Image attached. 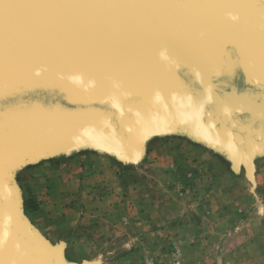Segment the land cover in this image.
<instances>
[{"label":"bare ground","instance_id":"bare-ground-1","mask_svg":"<svg viewBox=\"0 0 264 264\" xmlns=\"http://www.w3.org/2000/svg\"><path fill=\"white\" fill-rule=\"evenodd\" d=\"M182 1L138 0L133 4L128 0L124 3L110 0H0V137L1 128L19 131L40 122L36 119L57 114L61 118L87 117L86 127L97 126L102 132L97 133L100 137L94 134L82 137L111 146L116 143L113 139L117 141L120 135L124 142L130 143L132 132L126 121L133 112L147 107L152 119L163 120L166 118L157 115L159 108L170 107L176 102L173 109L195 119L192 108H200L198 116L202 122L205 120L216 133L220 131L218 136L228 139L227 145L239 156L249 155L250 149L254 150L264 141V101L257 99L259 94H264V0ZM148 8L166 9L171 16V12L183 13L178 18L179 32L168 34L165 45L157 44L156 48H166L167 52L163 53L167 56L157 58L150 52L144 55L140 51L128 54L138 58L145 56L146 61L158 62L159 58H166L173 65L191 66L193 68L189 70L201 75L194 80L202 83L192 86V76L182 75L181 80L177 75L178 83L175 80L168 84L152 81L155 86L148 92L131 94L129 99L124 93L113 94L112 104L107 106L77 103L94 95V90L84 84L91 68L97 70L100 67L106 73L94 78L99 84L101 78L110 79L107 76L109 70L118 64L116 58H110L119 54L105 47L111 43L108 33L116 38L115 23L122 22L125 10L155 12ZM196 34L200 38L189 40ZM72 47L79 57L74 54L70 60L65 52ZM234 49L239 55L236 59L232 55ZM105 53L111 55L101 59ZM127 70L129 80L133 79L132 70L138 75L136 67ZM219 71L224 73L220 80L210 79L211 72ZM125 72L111 73L113 80L122 81ZM226 84L240 99L228 98L226 94L233 91ZM46 99H52L58 105H48ZM66 99L73 103H66ZM65 106L77 109L67 110ZM97 111L112 113L113 125L92 120V114ZM173 116L169 119L180 115ZM225 116H228L226 121ZM10 143V139L0 142V156H4L5 150L9 151L6 146ZM122 152L126 153L124 149ZM126 154L132 156V153ZM16 206V199L8 205V200L0 196V264H67L63 254H59L61 248L52 250L44 243V246L38 244L43 241L25 224Z\"/></svg>","mask_w":264,"mask_h":264},{"label":"rangeland","instance_id":"rangeland-1","mask_svg":"<svg viewBox=\"0 0 264 264\" xmlns=\"http://www.w3.org/2000/svg\"><path fill=\"white\" fill-rule=\"evenodd\" d=\"M178 122L136 130L132 156L83 131H33L0 172L19 216L67 264H264V149L248 170L229 148L211 154L195 118ZM177 124L202 140L185 162L159 148Z\"/></svg>","mask_w":264,"mask_h":264},{"label":"water","instance_id":"water-1","mask_svg":"<svg viewBox=\"0 0 264 264\" xmlns=\"http://www.w3.org/2000/svg\"><path fill=\"white\" fill-rule=\"evenodd\" d=\"M110 1L117 2V3H124L125 2V0H110ZM136 1H138V0H130V1L128 0V2H131L133 4ZM147 6L150 7L151 5H147ZM119 10L123 11L121 9H119ZM148 10H153L155 12H149V11L145 10L146 11V13H145L144 11L139 12L140 10H137V9L135 11L134 10H125V15L121 18L122 22L115 23V25H117L116 26V32H115L116 38H113L112 35L110 33H108L107 37L109 38L111 43L107 44L105 47H106V49L108 48V50L111 51L112 53L116 52L119 54V55L112 56L110 58V60L116 58V63H118V64L112 65L111 69L109 70L110 74L107 76L110 77V79L101 78L99 80V84H97L96 81H94V78L97 76H100L102 74H106V73L100 67H97V70L91 68V70L89 71V73H90L89 77L87 79L84 78L86 80V81H84V84L87 87L94 90V92H93L94 95L87 98L86 100H81L77 103H89V104L97 103L99 105L107 106L108 104H112L113 94L124 93L125 97H127L129 99L131 94L140 95V92H143V91L148 92L152 86H155L152 84V81H154L156 83L166 82V84H168V81H174L175 80L178 83V78L176 77L177 75L180 76L179 79H181V80H182V75L192 76V79H193L192 80V86H198L199 84L202 83L200 80H194V78H199L201 75L197 76L193 71L189 70V68L190 69L193 68L191 66H188V68H186L187 66L181 65V64L173 65L172 62L166 58L165 59L159 58V60H157L158 62L146 61V60H144V58H146L145 56H144V58H138L139 56L133 57L131 54H128V52H133V53L135 52L136 53V52L140 51V52L144 53V55L149 54V52H150L151 54H154V56H156L157 58L159 56H167V54L163 53V52H167L166 48H156L157 44H159V42H161L165 45L166 40H168L167 38L170 36L168 34H170L171 32L177 34L179 32V27H181V25H180V22L178 21V18L181 17V15L183 13L179 14V13H172L171 12V14L173 15V16H171L166 9L148 8ZM130 29L132 31L129 33ZM179 35L184 36L183 33H179ZM197 38H200L198 34H196L192 39H189V38L188 39L189 40H197ZM188 39H187V41H188ZM73 51H74V47L69 49L68 53L65 52L67 59L71 60L74 54H76L77 57H79V54L76 51H74V52ZM108 55H111V54L105 53V54L101 55V59L104 58L105 56H107L109 58ZM232 55H234L235 59L237 57H239V55L237 54L235 49L232 52ZM70 56H72V57H70ZM137 59H139V60H137ZM123 60H124V63L122 64L121 62H123ZM129 67H132L133 69L135 67L138 68V75L137 74L135 75L133 70H132V72H130L131 76L133 77L132 80L127 79V75L129 73V71L127 69ZM182 67H184V68H182ZM119 71H122V72L126 71L123 78H122V81L113 80L111 73H118ZM154 74L156 75L155 77H154ZM192 74H194V76ZM223 74L224 73L221 71H219L218 73L217 72L213 73V74L211 72L212 77H210V79L216 78V79L220 80L221 77L223 76ZM224 76L226 77L227 75H224ZM76 85L79 87V85H81V84H80V82H78ZM156 85L160 86V84H156ZM225 86H227L228 88L230 87V90L233 91L232 93L229 92L228 93L229 95L226 94L228 96V98H230L232 100H235V98H236V100H237V98L240 99L238 97L239 95L236 94V92L234 91V89L231 86H229L227 84ZM138 98H140V97H138ZM66 100H67L66 103H73L72 101H70L68 99H66ZM131 101H134V99H132ZM46 102L48 103V105H51V106L58 105V103L53 102L52 99H46ZM175 103L172 102L170 104V107L159 108L158 112L160 114H157V115H158V117L166 118L163 120L152 119L150 116V112L147 109V107L140 110L137 113L133 112L131 114V116L129 117L130 119H127V121H126V124L128 123V126H127L128 130L130 127V133L132 132L131 133V142L130 143L126 142V141L124 142L123 138L120 135H118L117 141H116V139H113L116 142V143L112 144L113 147H115V148L118 147L121 150L124 149L126 153L138 154V150L131 149L133 144H134L133 143V136H134L136 130H145L146 128H148V126H153V125L167 124L168 126H171V125H174L173 123H175V122L179 123L178 121L192 122V120H190L189 118L194 119V117H192L189 114H187V115L182 114L181 115V114H179V111H180L179 109H173V107H174L173 105H175ZM206 106L207 105H205V109L207 110ZM64 109L76 110L77 108L65 106ZM198 109H199V111H198ZM57 110H60V108H58ZM177 110H179V111H177ZM192 110H193L195 117H196V123L194 124L195 126H193V127L195 128V130L199 134L202 133L203 135H205L204 138L211 143L217 144V145L224 147V148H229L231 150L230 156H233L236 158L235 163H237L239 160H241V157H242V159H244V164L246 165L248 170L254 169V162H253L252 158L255 154L256 149H254V150L250 149L249 155L247 154L244 157L239 156L235 152V150L232 149V146L227 145V143L229 142L228 139L218 136L220 131H218V133H216L214 131V129H212L207 124V122L205 120L202 122V119H200V117L198 116V114H200V108L194 107V108H192ZM111 115H112V113L97 111L96 114H92V116H94V117H92L93 118L92 120L106 121V122H109L113 125V123L111 122V121H113L111 119ZM148 115H149V117H148ZM171 115H174L173 117L179 116V115L180 116L177 118L169 119V117ZM225 115H227L226 112H225ZM47 117H50L53 119H50V118L46 119ZM47 117L41 118V119L40 118L36 119V121H40V122H35L31 125V127L22 128L19 131H18V129L11 131L9 128H6V129L1 128L2 134L0 137V142L4 141L6 139H10L11 143L8 146H6L9 150L11 147L21 143L24 139H26L30 135L29 131L34 130L33 128H38L37 126L39 123H41V125L39 126L38 130H34V132L37 131V133H41L43 130L44 131L45 130H52L53 132H56L57 129H59V130L61 129V130H67V132L70 134H77V133L83 131V132H85L83 135L87 136V134H91V135L94 134L93 136H96V137L99 136V135H97V133H102L101 131H98L99 128L97 126H95V127L90 126L92 129L89 127H86V124L89 123V121H88L87 117H84V116H80L77 119H72L70 117L69 118H61L60 116H57V114H52V115H49ZM224 120L225 121L228 120V116L227 117L225 116ZM33 121H35V120H33ZM221 122H222V120H221ZM169 124H171V125H169ZM206 128L208 130H210L211 132L206 130ZM105 134H107V132H105ZM225 135L230 137L229 134H225ZM257 147H258L257 150H263L264 149V141L260 142V144H258ZM130 150L132 152H130ZM134 157H136V156H134ZM248 174H249V172H248ZM1 175L2 174L0 172V196H3V199L8 200V205H9V203H11V201H14L17 196L15 194L14 188L11 187L10 184L6 183V181H5L6 177L4 176V174L2 175V177H1ZM4 187L6 188V191H4ZM2 210H4V212H7L6 209H2ZM44 242H39L38 244L44 246V244L46 243V242L45 243ZM59 254L62 255L61 251ZM86 264H89V263H86Z\"/></svg>","mask_w":264,"mask_h":264},{"label":"crops","instance_id":"crops-1","mask_svg":"<svg viewBox=\"0 0 264 264\" xmlns=\"http://www.w3.org/2000/svg\"><path fill=\"white\" fill-rule=\"evenodd\" d=\"M251 97H253V96H251ZM257 99L264 101V94H262V95L259 94V98L257 97ZM176 127L177 128L170 127L168 130H165V132L163 134V139L161 142L162 145L159 148H161L162 150H164L166 148L169 149L171 151V153L172 152L175 153L176 155L179 156V158L183 159V162H185V160L189 158L190 154L198 153L199 151H201V149H203V148H201L202 147V144H201L202 140L199 141L198 140L199 136L196 137V135L193 132H190L191 134L188 132L186 133L187 130L184 127H181L180 124H177ZM180 130H184L185 133L180 132ZM173 132H175V134ZM172 134H174V135H172ZM176 138H178V139H176ZM182 138H183V140H182ZM203 143H205V142H203ZM211 144L217 145L214 143H211ZM190 145H192L193 148H189ZM158 146H160V145H158ZM213 147L216 150L215 151L209 150V152H211V154L217 153V154L221 155V157L225 158L226 155L222 154V153L226 154L225 149H223V147H220L219 145L213 146ZM229 163L230 164H226L227 169L232 170L233 165L230 161H229Z\"/></svg>","mask_w":264,"mask_h":264}]
</instances>
